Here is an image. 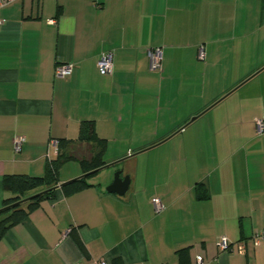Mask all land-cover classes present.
I'll return each instance as SVG.
<instances>
[{"label": "crops", "instance_id": "1", "mask_svg": "<svg viewBox=\"0 0 264 264\" xmlns=\"http://www.w3.org/2000/svg\"><path fill=\"white\" fill-rule=\"evenodd\" d=\"M0 19V208L13 195L5 175H43L51 141L76 140L83 120L106 161L67 195L60 185L86 175L92 153L70 143L78 158L61 166L55 197L0 239V264H264L252 240L264 229V0H11ZM60 63L72 73L57 77ZM116 169L130 176L125 195L107 191ZM222 236L244 251L221 250Z\"/></svg>", "mask_w": 264, "mask_h": 264}, {"label": "trees", "instance_id": "2", "mask_svg": "<svg viewBox=\"0 0 264 264\" xmlns=\"http://www.w3.org/2000/svg\"><path fill=\"white\" fill-rule=\"evenodd\" d=\"M58 154L55 158L48 160L46 171L41 176L29 174H7L4 177V188L13 193L12 196L4 199L0 208V239L15 224L24 220L28 214L40 206L45 199L55 197L56 190L60 185L59 171L67 160L78 158L73 152L68 151V146L72 142L86 143L92 147L91 156L81 158L86 175L72 179L62 185L61 188L69 195L78 192L91 185L90 179L106 165L102 154V143L95 130L93 120H83L81 123L80 135L74 139H58ZM38 189L28 197V193ZM200 198L207 196V190L199 188Z\"/></svg>", "mask_w": 264, "mask_h": 264}, {"label": "built area", "instance_id": "3", "mask_svg": "<svg viewBox=\"0 0 264 264\" xmlns=\"http://www.w3.org/2000/svg\"><path fill=\"white\" fill-rule=\"evenodd\" d=\"M11 0H0V7L5 5ZM50 23H54V20H50ZM2 24V20L0 19V25ZM149 60H150V69L154 72L161 73L162 72V61H163V50L161 46L152 47L148 51ZM206 55L205 48L203 45L199 46L198 57L200 59H204ZM114 51L108 50L103 51L97 61V67L101 74H112L114 70ZM74 64L73 63H60L56 65L55 75L57 77H66L70 75L73 71ZM256 127L259 132L264 131V123L262 119H256ZM25 141V137L22 135H16L13 139L14 148L16 151H20L22 149V145ZM52 145L55 149H58L59 141L58 139H53L51 141ZM154 208L157 212H160L164 209V204L159 197H155L152 200ZM252 240L255 245H259L264 242V229L261 231H257L252 235ZM219 247L221 250H231L233 246H237L240 252H243L245 249V244L243 242H238L234 244L230 241L226 236H222L219 241ZM97 264H106L104 259H100L96 262ZM198 264H205L204 259L201 256L197 257Z\"/></svg>", "mask_w": 264, "mask_h": 264}, {"label": "water", "instance_id": "4", "mask_svg": "<svg viewBox=\"0 0 264 264\" xmlns=\"http://www.w3.org/2000/svg\"><path fill=\"white\" fill-rule=\"evenodd\" d=\"M195 118V117H194ZM130 176L123 175V170L120 169L115 173L114 179L111 184L108 185L107 191L110 193H116L118 195H125L130 186Z\"/></svg>", "mask_w": 264, "mask_h": 264}, {"label": "rangeland", "instance_id": "5", "mask_svg": "<svg viewBox=\"0 0 264 264\" xmlns=\"http://www.w3.org/2000/svg\"><path fill=\"white\" fill-rule=\"evenodd\" d=\"M120 170V169H116L115 171L113 170H109V172H106V173H109V175L113 176V179H114V176H115V173ZM107 171V170H106Z\"/></svg>", "mask_w": 264, "mask_h": 264}]
</instances>
